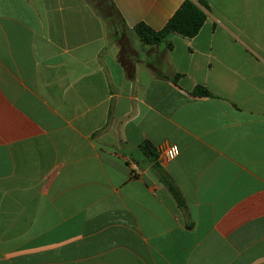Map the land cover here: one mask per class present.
<instances>
[{
    "label": "crops",
    "instance_id": "crops-1",
    "mask_svg": "<svg viewBox=\"0 0 264 264\" xmlns=\"http://www.w3.org/2000/svg\"><path fill=\"white\" fill-rule=\"evenodd\" d=\"M185 1L0 0V264H264V0Z\"/></svg>",
    "mask_w": 264,
    "mask_h": 264
},
{
    "label": "trees",
    "instance_id": "trees-1",
    "mask_svg": "<svg viewBox=\"0 0 264 264\" xmlns=\"http://www.w3.org/2000/svg\"><path fill=\"white\" fill-rule=\"evenodd\" d=\"M202 5H205L204 0H198ZM108 5L112 7L111 2ZM206 21V14L201 10L194 0H186L176 14L168 21L165 27L159 31H156L146 25L145 23L138 24L134 27V34L141 40L144 45L147 46H159L161 44H167L168 48H171L170 38L173 35H180L185 38H194L198 35L204 23ZM125 50L122 51V59ZM163 78L168 79L164 76ZM179 76L176 75L172 80L177 83ZM197 97H214V95L203 86L196 87L192 93ZM144 154L149 158L154 170L159 174L162 181L171 189L175 194L174 186L170 181L169 176L164 171L160 162L158 161V153L156 149H153L151 145L145 144L140 147Z\"/></svg>",
    "mask_w": 264,
    "mask_h": 264
},
{
    "label": "built area",
    "instance_id": "built-area-1",
    "mask_svg": "<svg viewBox=\"0 0 264 264\" xmlns=\"http://www.w3.org/2000/svg\"><path fill=\"white\" fill-rule=\"evenodd\" d=\"M164 153L169 160H175L180 155V147L178 145H168L164 149Z\"/></svg>",
    "mask_w": 264,
    "mask_h": 264
}]
</instances>
